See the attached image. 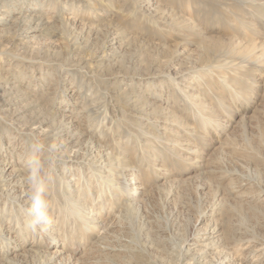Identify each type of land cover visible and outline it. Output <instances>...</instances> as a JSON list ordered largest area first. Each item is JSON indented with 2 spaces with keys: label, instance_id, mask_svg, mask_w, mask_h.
Wrapping results in <instances>:
<instances>
[{
  "label": "rangeland",
  "instance_id": "obj_1",
  "mask_svg": "<svg viewBox=\"0 0 264 264\" xmlns=\"http://www.w3.org/2000/svg\"><path fill=\"white\" fill-rule=\"evenodd\" d=\"M14 3L13 19L34 8L73 23L0 55V73L25 92L0 107V164L25 178L36 137L28 127L52 136L66 116L58 143L76 136L70 160L55 165L50 230H19L24 206L0 193V264H264V0ZM144 106L164 109L166 120L143 119ZM100 150L125 158L126 170L102 171L121 188L100 182L91 158ZM74 202L83 219L72 215ZM205 244L214 250L201 256Z\"/></svg>",
  "mask_w": 264,
  "mask_h": 264
},
{
  "label": "bare ground",
  "instance_id": "obj_2",
  "mask_svg": "<svg viewBox=\"0 0 264 264\" xmlns=\"http://www.w3.org/2000/svg\"><path fill=\"white\" fill-rule=\"evenodd\" d=\"M88 1V0H87ZM103 1V0H102ZM150 1V0H149ZM146 2H148V1H146ZM103 3V2H102ZM152 5V4H151ZM150 5V6H151ZM52 6V5H51ZM152 7V6H151ZM14 8H15V3H14V0H0V55H6V54H12L11 53V51H10V48H12L13 50H18V45H17V41H19V40H21V39H23L24 41L22 42V48L23 49H25L26 48V46L29 44L30 45V43H32L33 41H35L36 39H38L39 37H40V35L42 34V33H47V32H49V31H51V30H53V29H57L58 28V26L57 25H60L61 27L62 26H64V25H70L71 23H73V21H66V20H64V18H63V20L62 19H60L61 18V15H59L60 13L57 11V12H55V14L56 15H54L53 17H56V18H53V21L52 22H50V21H47L48 20V17H41V16H39V15H41V14H39V15H32V14H34V12L37 10V9H34V8H29L28 10H27V12H22V11H20V13H19V17H16L15 19H13V16H12V14H13V12L15 11L14 10ZM17 8V7H16ZM56 8H57V6H56ZM155 9V8H154ZM46 10V9H45ZM56 10V9H55ZM90 10V9H89ZM62 11V10H61ZM153 11V10H152ZM148 12H149V10H148ZM30 13V14H29ZM61 13H64V12H61ZM163 13V12H162ZM43 14V13H42ZM160 14H161V12H160ZM161 15H163V14H161ZM48 16V15H47ZM52 20V19H51ZM70 20H71V18H70ZM165 21V20H164ZM50 22V23H49ZM45 31V32H44ZM25 46H24V45ZM21 46V45H20ZM28 48V47H27ZM22 51V50H21ZM24 52V51H23ZM26 53V52H25ZM13 55V54H12ZM14 56V55H13ZM15 56H17V55H15ZM7 57V56H6ZM5 59V58H4ZM7 59V58H6ZM31 59V58H30ZM31 61V60H30ZM19 65V64H18ZM20 66V65H19ZM3 67V66H2ZM13 68V67H12ZM13 72V71H12ZM15 82H12V80H10L9 78H8V76L6 75H2L1 73H0V91H2L3 93L1 94V96H0V107H3V106H9V105H11V104H13V101L15 100V99H18V97H20V93H23V92H21V89H15V87H13V86H11V85H13ZM15 85V84H14ZM188 87V86H187ZM191 87V86H190ZM233 87V86H232ZM19 88V87H18ZM189 88V87H188ZM110 90V89H109ZM188 90V89H187ZM183 91V90H182ZM193 91V90H192ZM235 91V90H234ZM110 92V91H109ZM236 92V91H235ZM103 93V92H102ZM107 93V92H106ZM184 93V92H183ZM240 93V92H239ZM25 94V92L23 93V95ZM26 94H28V93H26ZM188 95V94H187ZM16 96H18V97H16ZM108 96V95H107ZM193 96V95H192ZM196 97H198L197 95H195ZM195 96H193V98H195ZM16 97V98H15ZM112 97V96H111ZM191 97V96H190ZM29 98V97H28ZM196 99V98H195ZM21 100V99H20ZM23 100V99H22ZM191 100V99H190ZM17 101V100H16ZM92 101V100H91ZM95 101V100H94ZM96 101H98V100H96ZM11 102V103H10ZM117 102V101H116ZM200 102V101H199ZM190 103H191V101H190ZM196 103V102H195ZM77 104V103H76ZM94 104H96V103H94ZM99 104V103H98ZM199 104V103H198ZM147 105V104H146ZM132 106V105H131ZM196 107V106H195ZM90 108V107H89ZM88 108V109H89ZM99 108V107H98ZM101 108V107H100ZM152 108V107H151ZM159 108V107H158ZM102 109V108H101ZM132 109V108H131ZM150 108H149V106L148 107H146V106H144V107H141L140 109H139V111L138 112H140V111H143V112H140L141 113V115L143 116V119H144V117H146L147 119H152V120H154V122H156V123H158L159 124V122H161V120L162 119H165L166 120V117H164V116H167L168 115V113L166 114L165 112V110L163 109V111L161 112V110H162V108L159 110H149ZM153 109H154V107H153ZM108 110V109H107ZM204 110H206V109H204ZM94 111H96V110H94ZM97 111H98V109H97ZM165 111V112H164ZM134 112V111H133ZM157 113V114H160V116H155V117H151L152 115H153V113ZM80 113H83V112H80ZM98 113V112H97ZM100 113V112H99ZM98 113V114H99ZM117 113V112H116ZM84 114V113H83ZM85 114H86V111H85ZM101 114V113H100ZM152 114V115H151ZM156 114V115H157ZM103 115V114H102ZM139 115V114H138ZM155 115V114H154ZM137 116V115H136ZM95 117V116H94ZM139 117V116H138ZM102 119V118H101ZM169 119V118H168ZM66 121L67 122H71L72 120H70L68 117H62L61 119H60V124H59V127H58V129H56V131H55V134H52V136H50V134L51 133H49V132H46V131H43L42 129H41V127L40 126H31V127H28L29 129H27L25 132H27V133H24L25 135H31V134H34L36 137H39L41 140H43L45 143L48 141L49 142V140H51L50 142H56V143H58L59 142V138H61V136H64L65 137V135L63 134L64 132H65V130L67 129L66 128V126L65 127H61L60 125H65L66 124ZM88 122V121H87ZM146 122V121H145ZM148 122V121H147ZM152 122V121H151ZM163 122V121H162ZM167 122V121H166ZM168 122H169V120H168ZM172 122V121H171ZM164 123V122H163ZM140 125H143V124H140ZM155 125H157V124H155ZM132 126V125H131ZM121 128V127H120ZM134 128V127H133ZM165 128V127H164ZM139 132L141 131V130H138ZM170 131V130H169ZM143 132V131H142ZM167 132V131H166ZM23 134V133H22ZM133 135H135V134H133ZM167 135V134H166ZM76 136V134H72L71 135V133H69L68 134V136H67V138L64 140V141H62V143L63 144H61L60 143V145H61V151H62V153H63V155L61 156V158L60 159H67V160H70L69 158H71V156L68 154V152H69V148L67 147V144L69 143V142H71L70 141V139L71 138H74ZM150 136V135H149ZM27 137V136H26ZM32 137V136H31ZM79 137H82V135H79ZM84 137V136H83ZM144 138V137H143ZM158 138H159V136H158ZM168 138V137H167ZM173 138V137H172ZM140 139V138H139ZM147 139V138H146ZM164 139V138H163ZM166 139V138H165ZM69 140V141H68ZM103 140V139H102ZM122 140V139H121ZM157 140V139H156ZM100 141V140H99ZM119 141V140H118ZM125 141V140H124ZM87 142H88V144L89 145H91L92 146V143L89 141V140H87ZM108 142V141H107ZM124 143V142H123ZM162 143V142H161ZM192 143V142H191ZM59 144V143H58ZM99 144V143H98ZM102 144V143H101ZM105 144V143H104ZM111 144V143H110ZM118 144V143H117ZM122 144V143H121ZM178 144H179V142H178ZM183 144H185V143H183ZM182 143H181V145H183ZM149 145V144H148ZM176 145V144H175ZM180 145V144H179ZM94 146V145H93ZM104 146H106V145H104ZM168 146H170V144H168ZM98 147H99V145H98ZM152 147V146H151ZM173 147V146H172ZM155 148V147H154ZM171 148V147H170ZM178 148V147H177ZM188 148V147H187ZM189 149V148H188ZM192 149V148H191ZM149 150V149H148ZM152 150V149H151ZM172 150V149H171ZM170 150V151H171ZM90 151H93L92 150V148L90 149ZM104 151V150H103ZM114 151V150H113ZM150 151V150H149ZM111 152V151H110ZM109 152V153H110ZM124 152V151H123ZM99 153H100V155H99ZM112 154V153H111ZM110 154V155H111ZM109 154H107V153H104L103 154V152H101V150H100V152H98V154H96V155H94V156H91V158H93L92 160H93V163H95V165H97L96 167H97V171L98 172H100L99 174H101L99 177L100 178H103V180L102 181H100V182H102V184H104V185H107V186H114L113 188L115 189V188H118V186H119V183L117 182V181H115L114 179H109L108 177H103V169H105V168H107V166H109V164H110V166H111V169L112 168H115L116 167V169H127L128 167H126V165L124 164V159L125 158H123V160H120V159H116V160H114V159H112L113 158V155H111L110 156ZM116 155V154H115ZM190 155V154H189ZM105 156H108V158H106ZM115 157H118V156H115ZM186 157V156H185ZM191 157V156H190ZM194 157L195 156H193V159H194ZM105 158V159H104ZM201 158V157H200ZM183 159V158H182ZM185 159V158H184ZM189 160V159H188ZM4 161V160H3ZM194 162V161H193ZM109 163V164H108ZM197 163V162H196ZM114 165V166H113ZM14 167H15V165H14ZM7 168H9V166L5 163H1L0 164V174H1V176H0V180H2V181H0V189H1V191H0V193H1V196H3V198H11V199H14L15 200V198L18 200V201H20V203L25 207L27 204H28V202H29V200H28V192H27V189H26V186H27V183L25 182V178H24V176H23V170H22V168L21 167H17V168H15V169H12V171H10V172H8V169ZM165 169V168H164ZM7 170V171H6ZM115 170V169H114ZM166 170V169H165ZM23 171V172H22ZM92 171V170H91ZM96 171V172H97ZM105 171V170H104ZM110 171V170H109ZM116 171V170H115ZM118 171V170H117ZM68 172V171H67ZM98 172H97V174H98ZM112 172H114V171H112ZM118 172H121L122 173V170L121 171H118ZM161 172V171H160ZM84 173V172H83ZM164 173V172H163ZM166 173V172H165ZM61 177H62V179H64L65 178V176H63L61 173H58ZM105 174V173H104ZM167 174V173H166ZM85 175V174H84ZM109 175H111V174H109ZM159 175V174H158ZM94 176H95V174H94ZM120 176H121V174H120ZM119 176V177H120ZM22 177V178H21ZM118 177V176H117ZM71 178V177H70ZM86 178V177H85ZM114 178V177H113ZM123 178V177H122ZM125 178V177H124ZM115 179H116V177H115ZM127 179V178H126ZM129 179V178H128ZM72 181V180H71ZM98 182H99V180H97ZM132 181H133V179H132ZM131 181V182H132ZM135 181V180H134ZM129 183V185H132V183ZM68 183V181H66V184ZM115 183H117V185L115 186ZM63 184V183H62ZM73 184V183H72ZM76 185V184H75ZM136 186V185H135ZM138 186V185H137ZM68 187H69V185H68ZM64 188H66V187H64ZM76 188H78V187H76ZM106 188V187H105ZM119 188H121L120 186H119ZM91 189V188H90ZM89 189V190H90ZM108 189V188H107ZM131 189H133L135 192H133L132 194H133V196L135 195V194H137V187H132ZM130 189V190H131ZM139 189V188H138ZM88 190V189H87ZM103 190V189H102ZM83 191V190H82ZM106 191V190H105ZM111 191V190H110ZM115 191V190H114ZM71 192V191H70ZM113 192V191H112ZM74 193V192H73ZM103 193V192H102ZM139 193V192H138ZM75 194V193H74ZM80 194V193H79ZM99 194H101V193H99ZM107 194V193H106ZM78 195V194H77ZM113 195V194H112ZM69 196V195H68ZM73 196V195H72ZM60 197H62V196H60ZM77 197V196H76ZM106 197V196H105ZM119 197V196H118ZM90 198V197H89ZM66 200H68L67 199V197L65 198ZM82 199V198H81ZM91 199V198H90ZM112 199V198H111ZM110 199V200H111ZM115 199V198H114ZM117 199H119V198H117ZM137 199V198H136ZM135 199V200H136ZM72 200V199H71ZM80 200V199H79ZM78 200V202H80ZM140 200V199H139ZM138 200V201H139ZM144 200V199H143ZM83 201V200H82ZM109 201V200H108ZM107 201V202H108ZM125 201V200H124ZM128 201V200H127ZM77 202V203H78ZM107 202H105V203H107ZM133 202V201H132ZM75 203V202H74ZM77 203H75V204H72V206H70V211H72V215L73 216H80L82 219L84 218V215H85V210H83V206H79ZM109 203V202H108ZM113 203V202H112ZM111 203V204H112ZM120 203V202H119ZM118 203V204H119ZM126 203V202H125ZM136 203V202H135ZM138 203V202H137ZM60 204V203H59ZM86 205V204H85ZM106 205H108V204H106ZM115 205H117V204H115ZM123 205V204H122ZM126 205V204H125ZM124 205V206H125ZM104 206V205H103ZM134 206V204H132V205H129L127 208H125V214H129L130 215V217H133V215H135V208H132ZM138 206V205H137ZM138 208V207H137ZM68 209V208H67ZM122 209V208H121ZM58 210V209H57ZM89 210V209H88ZM123 210H124V208H123ZM87 211V210H86ZM115 211V210H114ZM121 211V210H120ZM61 212V211H60ZM90 212V211H89ZM121 212H123V211H121ZM67 213V212H66ZM55 214V213H54ZM58 214V213H57ZM91 214V213H90ZM89 214V215H90ZM93 214V213H92ZM95 214V213H94ZM120 214V213H119ZM123 214V213H122ZM60 215V214H59ZM98 215V214H97ZM117 215V214H116ZM1 216V215H0ZM55 216V215H54ZM68 216V215H67ZM108 216V215H107ZM112 216V215H111ZM117 216H119V215H117ZM6 217V216H5ZM91 217V216H90ZM67 218V217H66ZM86 219L88 218V217H85ZM118 218V217H117ZM119 218H120V216H119ZM119 218H118V221H119ZM2 219V218H1ZM81 219V220H82ZM92 219V218H91ZM90 218L88 219V220H91ZM79 220V219H78ZM95 220V219H94ZM8 221V220H7ZM68 221V220H67ZM83 221V220H82ZM87 221V220H86ZM102 221V220H101ZM5 222V221H4ZM55 222V221H54ZM85 222V221H84ZM120 222V221H119ZM82 223V222H81ZM80 223V224H81ZM91 223V222H90ZM103 223V222H102ZM61 224H62V222H61ZM78 224V223H77ZM129 224V223H128ZM65 225V224H64ZM90 225V224H89ZM122 225V224H121ZM5 226V225H4ZM17 226H18V229L19 230H21V231H23V230H25V228H24V226H22L21 224H20V222H18L17 223ZM63 226V225H62ZM54 227V226H53ZM64 227V226H63ZM117 227V226H116ZM70 228V227H69ZM92 229H93V233H95V234H98V232H100V230H103V226H93V227H91ZM72 229V228H71ZM90 229V228H89ZM8 230V229H7ZM48 230H50L49 228H48ZM81 230V229H80ZM113 230V229H112ZM214 230V229H213ZM6 231V230H5ZM28 231V230H27ZM54 231V230H53ZM59 231V230H58ZM79 231V230H78ZM85 231H87V230H85ZM215 231V230H214ZM217 231V230H216ZM215 231V232H216ZM2 232H3V226H0V239H6L5 237H1L2 236ZM28 233V232H27ZM204 233H206V231L204 232ZM213 233V232H212ZM22 234V233H21ZM40 234V233H39ZM207 234H208V232L205 234L206 236H207ZM10 235V234H9ZM46 235V234H45ZM99 235V234H98ZM53 237V236H52ZM106 236H104L103 238H105ZM215 237H216V235H215ZM200 238V237H199ZM212 238V237H211ZM13 239V238H12ZM96 239V238H95ZM106 239V238H105ZM104 239V240H105ZM108 239V238H107ZM57 240V239H56ZM206 240V239H205ZM209 240V239H208ZM8 241V240H7ZM58 241V240H57ZM106 241H108V240H106ZM5 242V241H4ZM96 243V242H95ZM104 243V242H103ZM212 243V242H211ZM96 244H98V243H96ZM107 244V243H106ZM216 245V244H215ZM257 245V244H256ZM60 246V245H59ZM202 246V245H201ZM201 246H198V247H201ZM259 246V245H258ZM263 246V245H262ZM94 247V246H93ZM98 247V246H97ZM252 247V246H251ZM91 248V247H90ZM109 248V247H108ZM196 248V247H195ZM250 248V247H249ZM21 249V248H20ZM20 249H15V250H17V251H19ZM95 249V248H94ZM98 249V248H97ZM119 249V248H118ZM213 249V247L211 246V244H205L203 247H201L200 249H198L197 250V252L199 251V255H204L205 254V252H209V251H211ZM262 249V248H261ZM263 249H264V247H263ZM89 250V249H88ZM92 250V249H91ZM96 250V249H95ZM120 250V249H119ZM214 250V249H213ZM255 250V249H254ZM253 250V251H254ZM259 250V249H258ZM258 250H255V251H258ZM21 251V250H20ZM109 251V250H108ZM22 252V251H21ZM24 252V251H23ZM57 252H59L58 250H57ZM90 252V251H89ZM100 252V251H99ZM113 252V251H112ZM123 252V251H122ZM260 252V251H259ZM120 253V252H119ZM26 254V253H25ZM59 254L60 253H58V254H54L53 253V255H52V259L53 260H55L56 261V259H58L59 258ZM63 254V253H62ZM253 255L255 254V253H252ZM21 255H24V254H21ZM63 256H65V255H63ZM18 257V256H17ZM88 257V256H87ZM259 257V256H258ZM204 258V257H203ZM62 260V259H61ZM241 260V259H240ZM199 261V260H198ZM113 262V261H112ZM217 263V262H216ZM217 264H221V263H217ZM225 264H226V262H225Z\"/></svg>",
  "mask_w": 264,
  "mask_h": 264
},
{
  "label": "clouds",
  "instance_id": "obj_3",
  "mask_svg": "<svg viewBox=\"0 0 264 264\" xmlns=\"http://www.w3.org/2000/svg\"><path fill=\"white\" fill-rule=\"evenodd\" d=\"M63 155L61 145L31 138L23 159L28 204L23 208L24 228L33 233L46 232L53 223L51 188L56 181L55 165Z\"/></svg>",
  "mask_w": 264,
  "mask_h": 264
}]
</instances>
